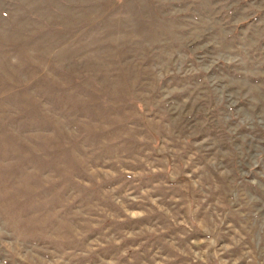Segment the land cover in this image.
Here are the masks:
<instances>
[{"label": "rangeland", "instance_id": "1", "mask_svg": "<svg viewBox=\"0 0 264 264\" xmlns=\"http://www.w3.org/2000/svg\"><path fill=\"white\" fill-rule=\"evenodd\" d=\"M0 264H264V0H0Z\"/></svg>", "mask_w": 264, "mask_h": 264}]
</instances>
